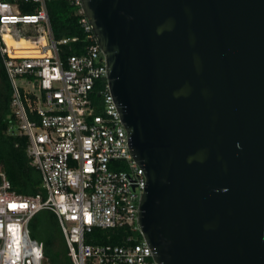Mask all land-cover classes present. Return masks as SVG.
<instances>
[{
    "label": "water",
    "instance_id": "95a60500",
    "mask_svg": "<svg viewBox=\"0 0 264 264\" xmlns=\"http://www.w3.org/2000/svg\"><path fill=\"white\" fill-rule=\"evenodd\" d=\"M82 2L155 260L264 264V0Z\"/></svg>",
    "mask_w": 264,
    "mask_h": 264
},
{
    "label": "built area",
    "instance_id": "2783aa9c",
    "mask_svg": "<svg viewBox=\"0 0 264 264\" xmlns=\"http://www.w3.org/2000/svg\"><path fill=\"white\" fill-rule=\"evenodd\" d=\"M47 1L0 0V53L14 121L9 130L26 140L45 192H16L0 163V264H44V246L30 234L31 220L42 210L56 214L72 264H159L143 236L129 235L116 245L88 242L96 228L140 232L147 179L131 152L106 57L82 0H71L87 33L79 53L63 49L77 37L55 38ZM22 4L38 9L25 13ZM18 25L36 32L17 39Z\"/></svg>",
    "mask_w": 264,
    "mask_h": 264
},
{
    "label": "trees",
    "instance_id": "16d2710c",
    "mask_svg": "<svg viewBox=\"0 0 264 264\" xmlns=\"http://www.w3.org/2000/svg\"><path fill=\"white\" fill-rule=\"evenodd\" d=\"M22 5V11L25 13L36 12L38 9L36 4ZM47 9L56 39L78 38L77 41H72L64 46L65 53L81 52L83 45L87 43V33L80 23L82 15L79 13V6L71 0H48ZM34 32H36L35 27L18 25L14 36L21 39L30 34H35ZM0 74L5 91L4 105L0 112V163L5 167L16 192L32 195L42 193L45 196L41 175L27 156L26 140L20 137L15 129L9 130L14 122L10 108L11 88L4 70L1 53ZM103 83L104 81H100L98 86L101 87ZM94 97L98 100L97 94ZM30 234L32 238L37 239L44 246V264H72L58 218L52 210H42L32 218ZM129 235H133L135 240L142 238L138 230L133 231L127 227L96 228L88 236V242L94 245L125 244Z\"/></svg>",
    "mask_w": 264,
    "mask_h": 264
},
{
    "label": "rangeland",
    "instance_id": "374dc122",
    "mask_svg": "<svg viewBox=\"0 0 264 264\" xmlns=\"http://www.w3.org/2000/svg\"><path fill=\"white\" fill-rule=\"evenodd\" d=\"M4 100H5V91H4V86L2 82V76L0 74V112L3 109Z\"/></svg>",
    "mask_w": 264,
    "mask_h": 264
},
{
    "label": "bare ground",
    "instance_id": "6f19581e",
    "mask_svg": "<svg viewBox=\"0 0 264 264\" xmlns=\"http://www.w3.org/2000/svg\"><path fill=\"white\" fill-rule=\"evenodd\" d=\"M20 43L25 44L26 42L23 40V41H21ZM9 44H16V43H15V41H13V40H9Z\"/></svg>",
    "mask_w": 264,
    "mask_h": 264
}]
</instances>
